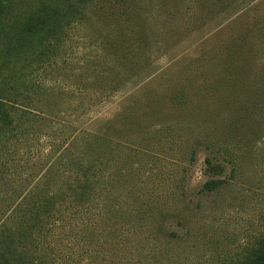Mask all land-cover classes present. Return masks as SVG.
I'll list each match as a JSON object with an SVG mask.
<instances>
[{
	"label": "trees",
	"instance_id": "obj_1",
	"mask_svg": "<svg viewBox=\"0 0 264 264\" xmlns=\"http://www.w3.org/2000/svg\"><path fill=\"white\" fill-rule=\"evenodd\" d=\"M239 1L36 0L21 13L15 6L28 0H0V167L19 145L42 143L39 163L24 183L15 180L12 189L0 191L10 193L0 196V264H140L153 255L145 245L151 222L142 215L144 205L134 204L148 191H138L132 206L119 203L115 193L139 166L123 165L118 153L146 151L142 123L161 124L154 122L160 99L143 108L119 103L110 116L94 113ZM72 31L83 32L89 46L78 61L84 73L74 74V90L57 92L36 74L58 64ZM249 36L206 50L194 73L166 94L171 108L199 113L186 157L201 160L203 191L234 176L245 154L234 153L235 136L251 150L256 137H264V34L263 49ZM65 96L78 103L64 104ZM84 114L90 115L88 127L79 126ZM161 229L166 235L162 222ZM243 264H264V243Z\"/></svg>",
	"mask_w": 264,
	"mask_h": 264
},
{
	"label": "rangeland",
	"instance_id": "obj_2",
	"mask_svg": "<svg viewBox=\"0 0 264 264\" xmlns=\"http://www.w3.org/2000/svg\"><path fill=\"white\" fill-rule=\"evenodd\" d=\"M35 5L36 0H28L15 6V11L24 13ZM4 16L8 21L11 13ZM263 20L264 0L237 2L202 29L175 44L136 81L94 113L100 117L110 116L119 103L121 108L133 104L143 108L149 99H160L158 117L154 122L161 124L142 123L143 132L139 137L146 151L138 155L129 154L127 150L118 153L123 165L130 167L138 163L139 166L135 167L137 173L130 172L117 184V201L122 204L131 201L132 206L138 191L144 189L149 194H143L134 203L144 205L142 215L149 218L152 231L151 242L145 245L147 249L152 248L153 255L140 264H243L264 243L263 135L256 137L252 150L248 149L247 142L235 136L232 139L234 153L242 156L244 151L245 154L238 161L240 164L234 176L215 191H203L205 177L201 173V160L190 162L186 157L190 149L189 132L198 127L199 113L173 109L166 98L172 87H181L194 73L196 59L206 50L216 49L244 32L250 34L253 44L263 49ZM83 35V32H71L66 49L58 56V64L40 69L36 74L40 84L56 86L57 92H69L77 87L74 74L84 73L83 68L77 69L84 66L83 61L79 64L78 61L89 47L81 39ZM2 45L3 38L0 37V51ZM61 100L64 104L78 103V100L66 96ZM89 117L84 114L79 119V126L88 127ZM233 119L237 118L233 116ZM216 135L220 137V134ZM27 142L19 145L17 152L10 148L9 152L16 153L8 157L5 167H0V191L12 189L15 180L24 183L32 167L39 163L42 143L36 139ZM242 146L244 150L240 151ZM9 195V192L0 194L2 197ZM123 217L128 216L124 214ZM161 222L166 235L160 233Z\"/></svg>",
	"mask_w": 264,
	"mask_h": 264
}]
</instances>
